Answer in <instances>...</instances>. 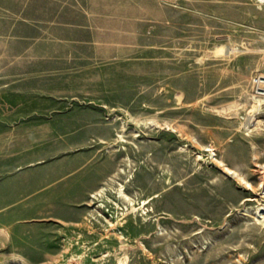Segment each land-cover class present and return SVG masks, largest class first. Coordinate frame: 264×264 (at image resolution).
I'll use <instances>...</instances> for the list:
<instances>
[{"label":"rangeland","instance_id":"rangeland-1","mask_svg":"<svg viewBox=\"0 0 264 264\" xmlns=\"http://www.w3.org/2000/svg\"><path fill=\"white\" fill-rule=\"evenodd\" d=\"M261 76L263 0H0V264H264Z\"/></svg>","mask_w":264,"mask_h":264},{"label":"crops","instance_id":"crops-1","mask_svg":"<svg viewBox=\"0 0 264 264\" xmlns=\"http://www.w3.org/2000/svg\"><path fill=\"white\" fill-rule=\"evenodd\" d=\"M66 25H67V27L70 26V25H68V23L66 21L58 23V27H61V28H64ZM46 42L49 43L48 46H68V45H73V44L77 43L78 41L76 39H73L70 36L65 35V34H55V35H51L50 37H48L46 39L45 43ZM32 45H37V41H33ZM55 52H56V50H55ZM14 54L16 56H18V53H14Z\"/></svg>","mask_w":264,"mask_h":264},{"label":"bare ground","instance_id":"bare-ground-1","mask_svg":"<svg viewBox=\"0 0 264 264\" xmlns=\"http://www.w3.org/2000/svg\"><path fill=\"white\" fill-rule=\"evenodd\" d=\"M263 1H264V0H263ZM255 101L258 102V103H262V102H264V97H258V96L256 97V96H255ZM131 120H132L133 122H135L136 124H137V122L139 121L138 118H137V117H134V116H131ZM118 136H122L121 133H119ZM263 166H264V165H263ZM260 184H262V179L260 180ZM103 188H104V187L102 186V187L99 189V191L102 190ZM119 191H120L121 194L127 196L126 192H125L123 189H120ZM263 195H264V191H263ZM133 208H134V207H133ZM261 211H264V203L261 204V205H259V206L257 207V212H261ZM261 213H262V212H261ZM256 215H257V213H256ZM262 215H263V214H262ZM258 217H259V216H258Z\"/></svg>","mask_w":264,"mask_h":264},{"label":"built area","instance_id":"built-area-1","mask_svg":"<svg viewBox=\"0 0 264 264\" xmlns=\"http://www.w3.org/2000/svg\"><path fill=\"white\" fill-rule=\"evenodd\" d=\"M256 87H257V96L264 97V76L255 78Z\"/></svg>","mask_w":264,"mask_h":264}]
</instances>
